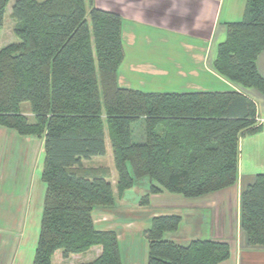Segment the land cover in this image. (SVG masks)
<instances>
[{"label":"trees","instance_id":"16d2710c","mask_svg":"<svg viewBox=\"0 0 264 264\" xmlns=\"http://www.w3.org/2000/svg\"><path fill=\"white\" fill-rule=\"evenodd\" d=\"M10 0H0V31ZM10 17L18 39L0 48V127L42 141V213L32 264H51L101 253L82 264H121L115 232L99 231L92 213L111 209L137 181L150 195L196 199L233 187L239 141L256 133L253 102L235 90L148 93L120 87L124 58L122 19L92 0H15ZM216 48L214 71L229 83L264 98L257 60L264 51V0H246L243 18L226 23ZM27 103L32 121L20 106ZM141 124L140 142L132 126ZM108 140L116 183L109 170L84 168L102 157ZM180 217L152 218L144 232L146 264H220L229 244L192 240L179 245L165 235ZM239 226L252 248H264V174L240 194Z\"/></svg>","mask_w":264,"mask_h":264},{"label":"crops","instance_id":"0c3cea01","mask_svg":"<svg viewBox=\"0 0 264 264\" xmlns=\"http://www.w3.org/2000/svg\"><path fill=\"white\" fill-rule=\"evenodd\" d=\"M92 2L96 8L118 14L122 19L124 58L118 71L120 87L148 93L232 90V85L214 71L213 61L218 44L226 36L225 24L243 18L246 0ZM256 65L264 76V51ZM262 104L257 107L259 130L239 141L237 181L233 187L196 199L166 192L150 195L147 207L152 210L135 215L124 208L123 198L128 189L113 208L92 213L97 230L116 233L121 264H146L144 232L149 229L152 218L164 215L180 217L178 229L168 238L176 244L186 245L192 240L222 241L229 244L230 256L220 264H264V248L249 247L239 226L240 194L254 183L257 175L264 174ZM14 133L0 127V264H32L44 193L40 180L43 147L41 142L38 149L35 138H23ZM8 147L10 158L5 156ZM5 157L7 164H4ZM105 157L109 158L106 165ZM95 161L99 166L92 168L109 169L114 189L116 171L112 153L106 149L104 156L83 161L82 165L90 168L88 165ZM5 235L9 240L2 238ZM25 247L27 249L23 250ZM100 253V247H93L83 254L63 259L58 252L53 255L51 264L88 263ZM79 255L84 256L72 263ZM25 258L27 261H23Z\"/></svg>","mask_w":264,"mask_h":264},{"label":"rangeland","instance_id":"374dc122","mask_svg":"<svg viewBox=\"0 0 264 264\" xmlns=\"http://www.w3.org/2000/svg\"><path fill=\"white\" fill-rule=\"evenodd\" d=\"M36 1L41 2L43 0H36ZM14 2H15V0H10V2L8 3V6L6 8V14L4 16L3 27H2V29L0 31V48L1 49L6 47L9 44L18 42V39L15 37V35L13 33L14 21L10 17L11 7L14 4ZM132 85H134V84H132ZM231 85H232V88H231L232 90L239 91V92L245 94L253 102V104H254V106L256 108V111H257V107H259L262 103H264L263 97L258 92H255V91H252V90H245V89H242V88H240L238 86H235L233 84H231ZM167 91L173 92L175 90H167ZM260 101H261V103H260ZM262 105L264 106V104H262ZM20 109H21L22 113L25 116H27L28 120L31 122L32 121V116L30 115L29 105L27 103L22 104L20 106ZM140 126H141V124H138V123H136V124H134L132 126V131H133L132 139H133L134 142H140L141 141L140 138H139L140 132H141ZM18 136H20V135H18ZM20 137L26 138L24 136H20ZM35 139H36V142L38 144V149L40 150L42 141H41V139H38V138H35ZM105 141H106L105 145H106L107 151L111 152L108 140L105 139ZM10 151H11L10 147H8L7 150H6V153H5V156H8V158H10ZM5 159H6V157H5ZM6 161H7V159L4 161V164H7ZM103 163H105V165L107 163H109V158L105 157V159L103 160ZM88 166L90 168L98 167L99 164L95 161L92 164H89ZM104 169H107V168H104ZM107 170H109V169H107ZM111 179H112V174H110V171H109V180H111ZM147 183H148L147 180L138 181V183L135 184V186L132 189H130V190L125 192L126 195L123 198V200L125 202L124 203L125 204L124 208L129 210V212L133 213L134 215L137 212H150L152 210L151 207H147V205L144 206V205L140 204L141 197L145 194L146 190L148 189V184ZM5 224H8V223H5ZM172 234L173 233H168L165 236L167 238H169V236H172ZM37 237H38V234H37ZM2 238L5 239V240H9L8 239L9 238L8 235L2 236ZM177 244L184 245V244H182V242H177ZM26 249H27V247H25V249H23V250H26ZM27 253H28V251H27ZM83 256L84 255H79L76 258H73L71 260V262L73 263L74 260H77L78 258H82ZM26 259L27 258H25L23 261H27Z\"/></svg>","mask_w":264,"mask_h":264},{"label":"built area","instance_id":"2783aa9c","mask_svg":"<svg viewBox=\"0 0 264 264\" xmlns=\"http://www.w3.org/2000/svg\"><path fill=\"white\" fill-rule=\"evenodd\" d=\"M256 122H257V123H256V126H259L260 123H261L259 119H257Z\"/></svg>","mask_w":264,"mask_h":264}]
</instances>
